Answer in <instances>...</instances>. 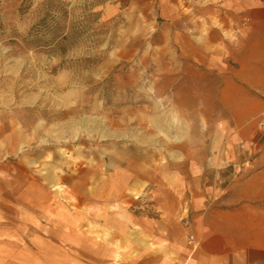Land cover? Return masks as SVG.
Returning a JSON list of instances; mask_svg holds the SVG:
<instances>
[{
	"label": "rangeland",
	"instance_id": "374dc122",
	"mask_svg": "<svg viewBox=\"0 0 264 264\" xmlns=\"http://www.w3.org/2000/svg\"><path fill=\"white\" fill-rule=\"evenodd\" d=\"M159 6L0 0V264L118 262L130 213L226 185L220 78L186 64Z\"/></svg>",
	"mask_w": 264,
	"mask_h": 264
},
{
	"label": "crops",
	"instance_id": "0c3cea01",
	"mask_svg": "<svg viewBox=\"0 0 264 264\" xmlns=\"http://www.w3.org/2000/svg\"><path fill=\"white\" fill-rule=\"evenodd\" d=\"M159 1L186 64L220 78L216 100L233 131L224 163L232 169L224 188L194 191L190 211L130 213L127 227H137V240L118 262L106 263L264 264V132L257 131L264 116V0Z\"/></svg>",
	"mask_w": 264,
	"mask_h": 264
},
{
	"label": "bare ground",
	"instance_id": "6f19581e",
	"mask_svg": "<svg viewBox=\"0 0 264 264\" xmlns=\"http://www.w3.org/2000/svg\"><path fill=\"white\" fill-rule=\"evenodd\" d=\"M172 124H174V122L172 121ZM98 131H94L98 136H100V137H104L105 135H104V133H106V131H101L103 128H101V125L99 124L98 126ZM36 194L37 195H42V196H44V188L43 187H39L38 189H37V191H36Z\"/></svg>",
	"mask_w": 264,
	"mask_h": 264
},
{
	"label": "built area",
	"instance_id": "2783aa9c",
	"mask_svg": "<svg viewBox=\"0 0 264 264\" xmlns=\"http://www.w3.org/2000/svg\"><path fill=\"white\" fill-rule=\"evenodd\" d=\"M257 131L264 132V116L257 123Z\"/></svg>",
	"mask_w": 264,
	"mask_h": 264
}]
</instances>
